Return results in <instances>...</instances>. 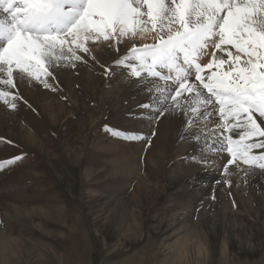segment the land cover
<instances>
[{
  "label": "rangeland",
  "instance_id": "1",
  "mask_svg": "<svg viewBox=\"0 0 264 264\" xmlns=\"http://www.w3.org/2000/svg\"><path fill=\"white\" fill-rule=\"evenodd\" d=\"M155 42L152 32L89 42L87 56L77 52L86 62L41 76L50 87L0 84L10 92L0 96V162L22 157L0 170V264H264V170L229 165L227 153L202 156L181 138L188 117L179 112L154 124L130 117L149 113L137 108L149 96L116 61ZM99 43L101 59L90 54ZM218 124L217 114L200 129L211 138L223 132Z\"/></svg>",
  "mask_w": 264,
  "mask_h": 264
},
{
  "label": "snow or ice",
  "instance_id": "2",
  "mask_svg": "<svg viewBox=\"0 0 264 264\" xmlns=\"http://www.w3.org/2000/svg\"><path fill=\"white\" fill-rule=\"evenodd\" d=\"M148 32L155 33V43L133 46L116 61V67L131 68L125 78L149 96L137 105L149 113L130 117L154 124L179 112L188 117L181 138L195 141L202 156L227 153L229 165L264 170V152L256 154L264 149V127L254 118L264 119V0H0V84L11 90L15 80L27 79L50 87L41 76L55 79L73 61L86 62L77 52L87 56L89 42L119 44ZM210 46L216 52L202 66ZM213 66L217 71L201 75ZM9 94L0 90L2 97ZM217 114L216 127L223 132L212 129L209 138L200 124L211 123ZM187 128L195 131L185 137ZM112 135L125 141L143 138L117 130ZM21 159L0 162V170ZM190 159L209 166L207 159Z\"/></svg>",
  "mask_w": 264,
  "mask_h": 264
},
{
  "label": "bare ground",
  "instance_id": "3",
  "mask_svg": "<svg viewBox=\"0 0 264 264\" xmlns=\"http://www.w3.org/2000/svg\"><path fill=\"white\" fill-rule=\"evenodd\" d=\"M98 43V42H97ZM90 45L89 44H87L86 45V47H89ZM104 50V48H103V46L99 43V44H96L95 46H92L91 47V50H90V54H94V56H95V58H97V59H101V56L102 55H107V54H105L106 53V51H104V53H102V51ZM208 52H209V55L212 57V55H211V53H213V52H216V49L215 48H212L211 46L208 48V50H207ZM231 51L233 52V49H231ZM217 55H221V53H219V52H217L216 53ZM93 56V57H94ZM213 58V57H212ZM225 58H227V57H225ZM203 59H204V57L200 60V62L202 63V61H203ZM206 70H208V68L206 69ZM89 71V70H88ZM84 76H85V74H84ZM89 76V75H88ZM206 76V75H205ZM98 77V76H97ZM91 82V81H90ZM87 83V82H86ZM161 86H163V83H161ZM169 86H171V87H173L171 84L169 85ZM175 87V86H174ZM130 90V89H129ZM141 90V89H140ZM139 91V90H138ZM135 92H136V90H135ZM135 92H133V93H135ZM137 93V92H136ZM132 94V93H131ZM186 93H184V95H185ZM188 95V94H187ZM114 103V102H113ZM47 106V105H46ZM55 106V105H54ZM42 108V107H41ZM53 108V107H52ZM56 108V107H55ZM46 109H48V108H46ZM51 109V108H50ZM62 109V108H61ZM60 112V111H59ZM49 115V114H48ZM51 116V115H50ZM191 116V115H190ZM261 119V118H260ZM172 120V119H171ZM262 121V120H261ZM165 123H166V121H165ZM174 123V122H173ZM175 124V123H174ZM263 124V123H262ZM170 125V124H169ZM172 125V124H171ZM176 125V124H175ZM178 125V124H177ZM168 126V125H167ZM166 126V127H167ZM166 127H164V128H166ZM216 127V126H215ZM163 128V129H164ZM174 128V127H173ZM176 128V127H175ZM174 128V129H175ZM173 129V130H174ZM167 130H169V126H168V129L166 128V131ZM171 130V129H170ZM169 130V131H170ZM172 130V131H173ZM175 131V130H174ZM216 131V130H215ZM20 132V131H19ZM165 132V131H164ZM29 135V134H28ZM20 136V135H19ZM22 137V136H21ZM27 138H28V136H27ZM26 138V139H27ZM172 138V137H171ZM30 140V139H29ZM31 140H33V139H31ZM28 141V140H27ZM24 142H26V140L24 141ZM28 144L30 143L31 144V142H27ZM69 150V149H68ZM243 168V167H242ZM11 176V175H10ZM7 209V208H6ZM1 246H5V243H3V242H1ZM38 255V254H37ZM176 264V263H175Z\"/></svg>",
  "mask_w": 264,
  "mask_h": 264
}]
</instances>
